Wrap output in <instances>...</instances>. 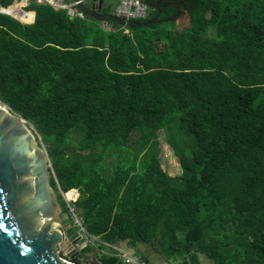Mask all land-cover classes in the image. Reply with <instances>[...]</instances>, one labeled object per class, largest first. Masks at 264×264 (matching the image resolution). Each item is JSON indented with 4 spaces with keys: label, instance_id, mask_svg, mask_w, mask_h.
<instances>
[{
    "label": "trees",
    "instance_id": "1",
    "mask_svg": "<svg viewBox=\"0 0 264 264\" xmlns=\"http://www.w3.org/2000/svg\"><path fill=\"white\" fill-rule=\"evenodd\" d=\"M20 1L0 0V102L44 143L67 210L77 189L89 233L168 263L264 264V0H144L147 26L34 0L36 16L9 9L33 23L2 12Z\"/></svg>",
    "mask_w": 264,
    "mask_h": 264
},
{
    "label": "water",
    "instance_id": "2",
    "mask_svg": "<svg viewBox=\"0 0 264 264\" xmlns=\"http://www.w3.org/2000/svg\"><path fill=\"white\" fill-rule=\"evenodd\" d=\"M70 1H79V9L99 21L114 19L146 26L158 22L141 23L103 13L106 0ZM52 171L48 152L42 142L39 145L28 121L0 102V264H76L62 258L60 252L71 260L91 254V246L82 241L83 235L71 219L60 220V205L49 183ZM90 259L93 264L121 262L118 255Z\"/></svg>",
    "mask_w": 264,
    "mask_h": 264
},
{
    "label": "rangeland",
    "instance_id": "3",
    "mask_svg": "<svg viewBox=\"0 0 264 264\" xmlns=\"http://www.w3.org/2000/svg\"><path fill=\"white\" fill-rule=\"evenodd\" d=\"M118 0H115V4H117ZM21 2H18L16 4H20ZM114 6L111 8V11L114 12ZM28 127L32 130V127L29 125L28 123ZM33 131V130H32ZM83 134L84 131L83 130H78L75 129L72 131L71 136H72V143L74 145H77L83 138ZM37 138V137H36ZM141 138V134L140 132H136L131 136L130 139V145L134 146L139 142V139ZM158 139H159V145H158V150H159V159L162 163V166L164 168L165 171H167L169 174L171 175H177L180 174L182 172V167L181 164L179 163L178 157H176V155L174 154V151L172 149V147L168 144L167 142V138H166V133L164 130H160L158 132ZM38 141V139H37ZM39 145H41V141H38ZM43 143V142H42ZM44 145V143H43ZM117 148H112L110 151L111 152H116ZM87 153V151H84L82 153L83 156H85ZM119 158L117 156H112L109 157L106 160V165L108 167H114L115 164L118 162ZM77 192V191H76ZM79 193V191H78ZM68 212L71 214L70 212V208L68 210ZM82 217V215H81ZM59 225H57L58 227ZM74 226L76 228L77 231L78 230V226L76 223H74ZM59 229L62 230L61 227H58ZM80 232V231H79ZM81 234L83 235V238L85 240L86 238V233L85 232H81ZM122 245L126 248V250H128L129 252L137 255V256H142V255H148V257L150 258V260H154L155 256H156V252H154L149 245H146L144 243H138L136 246L132 247L130 246L128 243L124 242H116L115 244H108L105 243L101 238L98 237V240H96V243L94 245H90L92 248V252L91 254H81L79 257V260L77 262H74L73 260L69 259L66 257V255L64 254L63 251L60 252V256L62 258H65L67 260H70L71 262H74L76 264H93V260L89 259V257H94V256H111V255H118L119 256V252L114 248V246H119ZM92 255V256H91ZM159 255V254H158ZM156 258H158L156 256ZM162 262H159L158 259H155L153 262L154 264H174L173 261H170V263H168L164 257H159ZM125 257H121V262L125 263ZM201 260L203 262V264H213L212 260L208 259L206 256L201 255ZM166 261V262H165ZM152 264V263H150Z\"/></svg>",
    "mask_w": 264,
    "mask_h": 264
},
{
    "label": "built area",
    "instance_id": "4",
    "mask_svg": "<svg viewBox=\"0 0 264 264\" xmlns=\"http://www.w3.org/2000/svg\"><path fill=\"white\" fill-rule=\"evenodd\" d=\"M34 1L38 4H48L54 7L55 9H64L72 17L77 16V17L85 18L87 16L82 10L79 9L78 7L79 1H75V2H71L70 0H34ZM20 2H21L20 3L21 6L19 10L22 12H26V13L30 12L26 10L29 0H21ZM18 5L19 4H14L9 7H3L1 8V10L2 12L8 15H11L14 18L20 20V18L15 16V14H13L11 10H9L11 8L16 10ZM149 11H150V5L144 0H118L116 4V8H115L116 15L130 19V20L145 19L148 17ZM20 21L23 23H32V22H25L22 20ZM72 190H75V189H72ZM75 191L77 192L73 198H68L67 195L69 191L66 193H63V196L68 204V207L70 208L71 214L70 213L69 214L71 216V220L73 224L74 223L77 224V226L79 227L78 230L80 231V233L81 232L86 233V238H85L86 242L89 245H94L96 243V240H98V237L92 235L86 230L84 223H83V218L81 217L80 210L75 204L79 197L78 190L76 189ZM114 248L120 253L119 254L120 257L126 258L125 262L127 264H150V262H148L142 256H137L121 246H114Z\"/></svg>",
    "mask_w": 264,
    "mask_h": 264
},
{
    "label": "flooded vegetation",
    "instance_id": "5",
    "mask_svg": "<svg viewBox=\"0 0 264 264\" xmlns=\"http://www.w3.org/2000/svg\"><path fill=\"white\" fill-rule=\"evenodd\" d=\"M50 180H51V177H50ZM49 180V183L51 185V182ZM51 187L54 189V187L51 185ZM55 192H56V195H57V202H58V205H60V220H63L64 218H70L71 219V216L66 208V206L61 202V199H60V195L58 193V191H56V189H54ZM72 221V220H71ZM73 224V222H72ZM74 225V224H73ZM75 227V226H74ZM84 241V239L82 240ZM86 254V253H85ZM81 255V254H80ZM80 255L76 256L75 259H73V261H78L79 260V257ZM92 256V255H91ZM91 257H89L90 259ZM120 264H122V262H120Z\"/></svg>",
    "mask_w": 264,
    "mask_h": 264
},
{
    "label": "crops",
    "instance_id": "6",
    "mask_svg": "<svg viewBox=\"0 0 264 264\" xmlns=\"http://www.w3.org/2000/svg\"><path fill=\"white\" fill-rule=\"evenodd\" d=\"M105 3H113V4H115V0H107V1H105ZM30 12L34 13L33 11H30ZM34 16H35V13H34ZM34 20H35V18H34ZM126 243H127V242H126ZM119 246L125 248V247L122 246V245H119ZM125 249H126V248H125ZM156 256H157L158 258H156ZM156 256H155L154 260H155V259H158L159 262H162V260H161L159 257H163V256L158 255V254H156ZM149 260H150V258H149ZM154 260H150V262H151L152 264H154V262H153ZM165 262H166V261H165ZM160 264H162V263H160Z\"/></svg>",
    "mask_w": 264,
    "mask_h": 264
}]
</instances>
